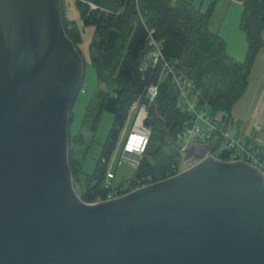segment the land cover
Returning <instances> with one entry per match:
<instances>
[{
  "label": "water",
  "instance_id": "95a60500",
  "mask_svg": "<svg viewBox=\"0 0 264 264\" xmlns=\"http://www.w3.org/2000/svg\"><path fill=\"white\" fill-rule=\"evenodd\" d=\"M59 0H0V264H264V176L193 143L172 177L103 203L74 193L83 60ZM164 142L178 152L169 138Z\"/></svg>",
  "mask_w": 264,
  "mask_h": 264
},
{
  "label": "trees",
  "instance_id": "16d2710c",
  "mask_svg": "<svg viewBox=\"0 0 264 264\" xmlns=\"http://www.w3.org/2000/svg\"><path fill=\"white\" fill-rule=\"evenodd\" d=\"M59 1L63 31L78 50L81 33L74 22L64 18L62 0ZM74 4L82 29H94L96 41L88 49L89 65L95 71L97 83L103 86L83 115L82 131L93 135L103 113L113 118L93 172L84 175V188L78 194L89 205L104 199L106 164L127 114L134 103L145 104L146 89L150 86L157 91L150 105L145 104L144 126L150 130V136L128 187L123 182L115 185L120 194H128L136 182L149 180L153 185L177 173L180 154L164 142L165 129L175 141L180 124L187 118L178 108L175 78L191 83L201 109L207 107L213 114L223 112L232 117L231 109L248 88L254 60L264 49V0H242L238 23L245 37L246 53L238 62L226 53L224 40L209 30L212 5L203 13L187 0H139L138 5L134 0H75ZM150 42L158 45L162 57L155 67L144 64L153 49ZM84 143L83 133L75 138L69 133L67 159L71 184L81 174L73 153L75 149L80 151ZM222 152L223 159L227 152Z\"/></svg>",
  "mask_w": 264,
  "mask_h": 264
},
{
  "label": "rangeland",
  "instance_id": "374dc122",
  "mask_svg": "<svg viewBox=\"0 0 264 264\" xmlns=\"http://www.w3.org/2000/svg\"><path fill=\"white\" fill-rule=\"evenodd\" d=\"M190 1L194 8L200 12L205 13L207 7H210L213 2H217V8L212 12L211 17L212 24H219L222 22L223 28L227 30V35L230 37L229 46H236L237 42L243 41V34L239 30L238 20L241 16V5L242 0H187ZM75 0H62L63 14L69 23L74 22L75 26L81 33L80 45L78 46V54L83 60L84 76H83V86L80 89L79 95L73 102V109L71 114V123L68 127V133L70 136L75 138L80 133L85 136L84 147L78 151L75 149V154L73 153L75 161L79 164V171H81L80 176L77 178L76 182H72L74 193L78 196L79 192L83 190L84 185L82 184L84 175L89 176L93 172L94 165L98 160V156L101 152V145L105 138H107L108 130L112 126L113 118L106 113L100 116V122L96 126L95 133L90 135L89 133L82 131V118L92 101L95 100L96 91L103 90V86L97 83L95 79V71L90 67V58L88 55V49L93 41H96V36L94 34V29L92 27H85L82 29L81 22L77 15V9L74 4ZM241 37V38H240ZM245 39V37H244ZM262 39H264V31L262 33ZM246 42V41H245ZM255 63L253 68L249 72V79L247 82V90L244 95L240 98L234 107L231 109V114L233 117L239 119V123L242 128L239 131L238 138L244 141L243 136H248L255 138L260 141L262 148H264V49L259 52L255 58ZM205 112H208L206 107ZM127 120L125 125L122 126L119 138H117L116 146L114 152L111 154V158L106 164V170L115 174L114 180H112L113 186L124 183L126 188L128 187V180L133 176L134 169L125 162V160L120 159V153L123 151L125 145V138L129 133V127L132 125V115L127 114ZM238 122V120H237ZM237 134L233 131L230 136ZM220 150L222 147L219 148ZM180 157L183 153L178 152ZM177 163V171H178ZM176 171V172H177ZM83 174V175H82ZM134 189H138L134 186ZM97 200L94 204L99 202ZM89 204V205H90Z\"/></svg>",
  "mask_w": 264,
  "mask_h": 264
},
{
  "label": "built area",
  "instance_id": "2783aa9c",
  "mask_svg": "<svg viewBox=\"0 0 264 264\" xmlns=\"http://www.w3.org/2000/svg\"><path fill=\"white\" fill-rule=\"evenodd\" d=\"M134 1L136 5L139 4V0ZM150 45L153 46V49L144 60V64L148 67H155L159 61H162V57L158 52V45L154 42H150ZM163 65L167 69L169 68L165 63ZM174 84L178 90V108L187 115V118L180 124V131L175 136V142L180 146L178 152L184 154V150L193 143L206 145L210 142H217L215 148L209 152L215 160L228 163L244 162L257 169L264 176V148H262L260 141L248 136H243L244 141L240 140L238 138L240 126L236 119L223 112L213 114L209 111L205 112L203 107L201 109L198 105L199 102H197L198 93L192 88L191 83L175 78ZM146 91L145 104L150 105L153 99L157 97V91L154 86H150ZM145 104L134 103L131 107L129 113L133 118L132 125L129 127L123 151L119 156L120 159L128 162L133 169L137 166L140 155L147 144L146 141L150 136V130L144 126L147 119ZM233 131H236L237 134L230 136L229 134H232ZM220 147H222L221 150ZM223 150L227 152V155L222 159L220 156H222ZM113 177V173L107 171L103 180L106 190L105 197L97 203L115 200L124 195L120 194L118 189H114L116 186L112 184ZM151 184L149 180H145L143 183L136 182L135 186L141 189Z\"/></svg>",
  "mask_w": 264,
  "mask_h": 264
},
{
  "label": "crops",
  "instance_id": "0c3cea01",
  "mask_svg": "<svg viewBox=\"0 0 264 264\" xmlns=\"http://www.w3.org/2000/svg\"><path fill=\"white\" fill-rule=\"evenodd\" d=\"M217 2H213L212 3V12L217 8ZM214 13V12H213ZM212 17H211V20H209L208 22V25H209V30L210 32L212 33H216L219 37H221L224 42L226 43L225 44V50H226V53L231 57L233 58L234 60H236L237 62L238 61H242L243 57L245 56V53H246V49H245V39L244 37H242V42L240 43V40L239 42H237L236 46L234 47H230L229 46V41H230V37L227 35V30L225 28H223V25H222V22L219 23V24H215L213 23L214 25H211L212 24ZM241 38V37H240ZM231 114V113H230ZM231 116L233 117V115L231 114ZM234 119L238 120V124L240 126V130L242 128L241 124L239 123V119L233 117ZM109 171V170H108ZM110 172V171H109ZM114 177H115V174H114ZM114 177L112 180H114Z\"/></svg>",
  "mask_w": 264,
  "mask_h": 264
}]
</instances>
